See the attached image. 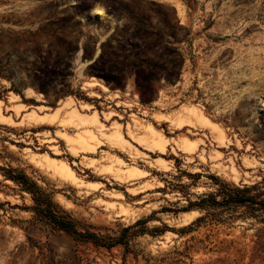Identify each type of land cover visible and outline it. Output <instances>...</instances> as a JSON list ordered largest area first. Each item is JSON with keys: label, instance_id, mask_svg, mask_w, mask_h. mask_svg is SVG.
<instances>
[{"label": "rangeland", "instance_id": "374dc122", "mask_svg": "<svg viewBox=\"0 0 264 264\" xmlns=\"http://www.w3.org/2000/svg\"><path fill=\"white\" fill-rule=\"evenodd\" d=\"M0 58V264H264V208L197 206L264 198V0H0Z\"/></svg>", "mask_w": 264, "mask_h": 264}, {"label": "trees", "instance_id": "16d2710c", "mask_svg": "<svg viewBox=\"0 0 264 264\" xmlns=\"http://www.w3.org/2000/svg\"><path fill=\"white\" fill-rule=\"evenodd\" d=\"M57 42L63 44L66 43L63 39L55 38ZM58 45V44H57ZM59 54V52L57 53ZM43 72L37 70L34 73V79L36 82H32L29 85L38 93L44 95V97L49 98L53 96L55 98V103L52 106L56 105V102L67 95L70 94L69 91L58 90L55 86V75L52 77H45L41 75ZM0 75L8 77V71H6L5 66L0 58ZM11 171L8 172V178L16 181L20 186L30 192L33 196L35 206L32 208L36 214V220L44 223L52 229L54 232L63 231L72 236L77 240H93L97 244L112 247L117 243H122L121 240L113 241L110 244L101 242L97 236L92 234H84L80 232L72 220L71 216L64 212L60 207L54 203L51 196L42 191L36 183L30 181V179L24 174L19 173L14 175ZM257 187H243L237 188L232 187L229 184H220L218 192L212 194L202 199L197 206L204 208L212 207H223L226 209H243L244 213L253 214L255 211L260 208H264V198H259L258 196L252 195V191ZM264 196V195H263Z\"/></svg>", "mask_w": 264, "mask_h": 264}, {"label": "bare ground", "instance_id": "6f19581e", "mask_svg": "<svg viewBox=\"0 0 264 264\" xmlns=\"http://www.w3.org/2000/svg\"><path fill=\"white\" fill-rule=\"evenodd\" d=\"M177 9H178L179 14L182 15L183 14V10H182V7H181L180 4H178ZM95 14L98 15V16L105 15L104 11L101 8H97L96 11H95Z\"/></svg>", "mask_w": 264, "mask_h": 264}]
</instances>
